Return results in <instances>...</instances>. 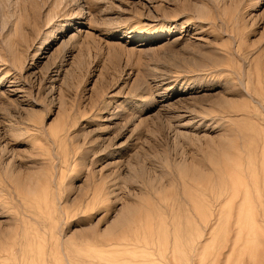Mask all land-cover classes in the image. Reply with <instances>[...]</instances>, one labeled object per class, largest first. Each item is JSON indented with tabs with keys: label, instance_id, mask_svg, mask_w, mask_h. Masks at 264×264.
Listing matches in <instances>:
<instances>
[{
	"label": "rangeland",
	"instance_id": "374dc122",
	"mask_svg": "<svg viewBox=\"0 0 264 264\" xmlns=\"http://www.w3.org/2000/svg\"><path fill=\"white\" fill-rule=\"evenodd\" d=\"M263 129L264 0H0V264H264Z\"/></svg>",
	"mask_w": 264,
	"mask_h": 264
},
{
	"label": "bare ground",
	"instance_id": "6f19581e",
	"mask_svg": "<svg viewBox=\"0 0 264 264\" xmlns=\"http://www.w3.org/2000/svg\"><path fill=\"white\" fill-rule=\"evenodd\" d=\"M248 3H249V2H248ZM249 4H250V3H249ZM233 109H234V108H233ZM263 130H264V129H263ZM260 136H261V135H260ZM259 138H260V137H259ZM263 140H264V138H263ZM250 141H251V140H250ZM251 142H252V141H251ZM256 146H258V145H256ZM225 147H226V146H225ZM254 152H256V151H254ZM257 154H258V153H257ZM257 154H256V155H257ZM242 156H243V155H242ZM261 156L263 157V160H264V146H263V148H262V150H261ZM263 160H262V162H264ZM247 162H248V161H247ZM247 162H246V163H247ZM260 163H261V162H260ZM248 164H249V163H248ZM248 164H247V165H248ZM252 165H253V167H254V163H253ZM250 167H251V166H250ZM253 167H252L251 169H253ZM255 167H256V163H255ZM256 168H257V167H256ZM239 169H240V168H239ZM233 170H234V169H233ZM241 170H242V169H241ZM245 170H246V169H245ZM243 171H244V170H243ZM249 171H250V170H249ZM252 171H254V173H252V174L254 175V174L256 173V172H255L256 170H252ZM238 172H239V171H238ZM240 172L242 173V171H240ZM241 173H239V174H241ZM232 174H233V173H232ZM245 174H246V173H245ZM256 174H257V173H256ZM241 175H243V174H241ZM253 175H252V176H253ZM239 176H240V175H239ZM239 176L237 177L238 179H239ZM243 177H245V176H243ZM243 177H242V178H243ZM255 177H256V175H255ZM237 178H236V182H237ZM242 178H241V179H242ZM245 179H246V178H245ZM255 179H256V178H255ZM233 181H234V180H233ZM238 182H239V181H238ZM240 182H241V181H240ZM244 183H245V182H243V184H244ZM248 183H249V182H248ZM237 184H238V183H237ZM243 184H242L241 186H243ZM246 185H247V184H246ZM249 185H250V183H249ZM254 185H255V183H254ZM254 185H253V186H254ZM257 187H258V186H257ZM243 188H244V186H243ZM239 189H240V188H239ZM251 189H252V188H251ZM237 190H238V188H237ZM245 190L247 191V189H245ZM248 190H249V189H248ZM250 191H251V190H250ZM241 193H242V192H241ZM242 194H244V193H242Z\"/></svg>",
	"mask_w": 264,
	"mask_h": 264
}]
</instances>
